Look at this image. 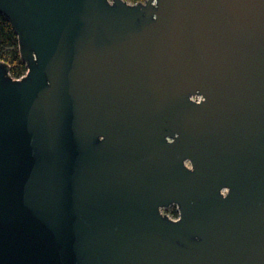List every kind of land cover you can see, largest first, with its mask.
Returning <instances> with one entry per match:
<instances>
[{
  "label": "water",
  "instance_id": "1",
  "mask_svg": "<svg viewBox=\"0 0 264 264\" xmlns=\"http://www.w3.org/2000/svg\"><path fill=\"white\" fill-rule=\"evenodd\" d=\"M0 14V264H264V0Z\"/></svg>",
  "mask_w": 264,
  "mask_h": 264
},
{
  "label": "trees",
  "instance_id": "2",
  "mask_svg": "<svg viewBox=\"0 0 264 264\" xmlns=\"http://www.w3.org/2000/svg\"><path fill=\"white\" fill-rule=\"evenodd\" d=\"M0 60L9 64L12 77H19L26 71L25 63L19 55L17 36L9 20L2 14H0Z\"/></svg>",
  "mask_w": 264,
  "mask_h": 264
},
{
  "label": "built area",
  "instance_id": "3",
  "mask_svg": "<svg viewBox=\"0 0 264 264\" xmlns=\"http://www.w3.org/2000/svg\"><path fill=\"white\" fill-rule=\"evenodd\" d=\"M109 1H111V0H109ZM127 3H129V4H136V3H138V2H143L142 0H125ZM197 98H199V97H197ZM170 206H174L175 207V211L174 212H171V213H169V212H167V211H165L167 208H162L161 209V211L164 213V214H167L170 218H172V219H176L177 217H178V208H177V206L175 205V204H172V205H170ZM169 206V207H170Z\"/></svg>",
  "mask_w": 264,
  "mask_h": 264
},
{
  "label": "rangeland",
  "instance_id": "4",
  "mask_svg": "<svg viewBox=\"0 0 264 264\" xmlns=\"http://www.w3.org/2000/svg\"><path fill=\"white\" fill-rule=\"evenodd\" d=\"M143 1V0H142ZM22 76V75H21ZM20 77V76H19ZM19 77H14V78H19ZM165 211L171 213V212H174L175 211V207L174 206H170L168 207Z\"/></svg>",
  "mask_w": 264,
  "mask_h": 264
},
{
  "label": "clouds",
  "instance_id": "5",
  "mask_svg": "<svg viewBox=\"0 0 264 264\" xmlns=\"http://www.w3.org/2000/svg\"><path fill=\"white\" fill-rule=\"evenodd\" d=\"M144 2V1H143Z\"/></svg>",
  "mask_w": 264,
  "mask_h": 264
}]
</instances>
